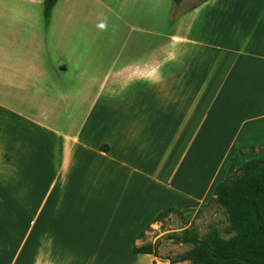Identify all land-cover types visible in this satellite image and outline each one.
I'll return each instance as SVG.
<instances>
[{
  "label": "crops",
  "instance_id": "0c3cea01",
  "mask_svg": "<svg viewBox=\"0 0 264 264\" xmlns=\"http://www.w3.org/2000/svg\"><path fill=\"white\" fill-rule=\"evenodd\" d=\"M82 1L0 0V264H152L132 248L157 214L264 161V0H204L73 64L106 25Z\"/></svg>",
  "mask_w": 264,
  "mask_h": 264
},
{
  "label": "rangeland",
  "instance_id": "374dc122",
  "mask_svg": "<svg viewBox=\"0 0 264 264\" xmlns=\"http://www.w3.org/2000/svg\"><path fill=\"white\" fill-rule=\"evenodd\" d=\"M202 1L204 0H180L177 3L176 0H126L124 4L125 0H110L107 5H110L112 11H108L105 7L99 6L97 0H83L77 8L80 18L97 20L106 25L100 26V35L96 33L100 36V42L96 44L89 41L92 39V31L95 27L84 28L85 42L80 44L81 48L78 50L81 58L71 62L81 63L83 56H92L100 50L102 59L99 63L104 64L115 45L111 37H117V51L121 55H125L139 37L154 44L157 36L153 33H164L172 29L177 16L189 12ZM85 60L87 64L93 61L90 58ZM73 70L71 67V71ZM226 225L227 217L224 210L215 202L208 203L207 200L199 206L196 214L189 218L171 214L159 222L150 224L137 246L154 245L155 251L148 257L152 264H190L189 262L172 263L178 255L191 248L176 241L175 236L183 230H190L202 237L212 229H217L223 238H227L223 233ZM141 259H146V256H141Z\"/></svg>",
  "mask_w": 264,
  "mask_h": 264
},
{
  "label": "trees",
  "instance_id": "16d2710c",
  "mask_svg": "<svg viewBox=\"0 0 264 264\" xmlns=\"http://www.w3.org/2000/svg\"><path fill=\"white\" fill-rule=\"evenodd\" d=\"M180 0H176L178 3ZM57 0H43V13L48 17ZM215 202L227 217L223 238L217 229H212L200 237L195 231L183 230L175 240L191 246L172 263L190 264H264V161L260 158L248 160L238 168L231 164L223 181L213 189L208 203ZM182 213L168 208L163 210L150 223ZM144 236V231L137 239ZM154 245L133 246L136 256L151 255Z\"/></svg>",
  "mask_w": 264,
  "mask_h": 264
}]
</instances>
